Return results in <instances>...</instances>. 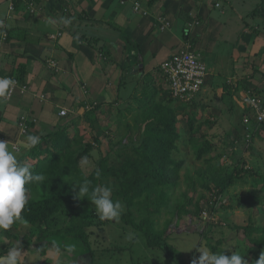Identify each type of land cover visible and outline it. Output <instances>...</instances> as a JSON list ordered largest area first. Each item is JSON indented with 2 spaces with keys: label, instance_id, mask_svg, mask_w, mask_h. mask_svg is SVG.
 Instances as JSON below:
<instances>
[{
  "label": "rangeland",
  "instance_id": "1",
  "mask_svg": "<svg viewBox=\"0 0 264 264\" xmlns=\"http://www.w3.org/2000/svg\"><path fill=\"white\" fill-rule=\"evenodd\" d=\"M59 1V3H63V0ZM144 1L147 2L148 0ZM246 1L253 2L254 0ZM204 2L208 1L204 0ZM236 2H238V0H236ZM262 3L263 0H259L253 8H248V6L240 7L237 4H233L231 8L237 11V15L242 14L240 18L236 17L237 20H239L237 23L241 24L243 18V24L245 26L252 25L255 22L251 24L254 16L249 17V15L258 8L256 6H260ZM11 4L10 2V5ZM124 5H126V3ZM63 6L67 7L68 5L63 3ZM186 6L188 8L187 10H183L185 9L184 6L179 12L176 11V3L170 7V14L174 13L176 18L171 17V15H166V19L171 24L168 32H166V28L162 30L161 27H159L156 31L153 26H149V28L144 30L141 34H138V31L127 34V32L122 30L124 29L122 26H119L122 29L118 26H114V20H107L105 23L97 24L104 27L97 35L89 36L87 33L81 32V29H78V33L74 32L76 45L81 44V42L82 44L77 46L78 49L76 48V50H74L77 53L86 55L85 57L90 65L86 64L85 66L92 68L90 76L98 80L99 83L96 82L93 84L94 79L92 78H90L89 81H85V83H81L79 77L76 79L72 76V78H74L73 83L66 84V82L63 81L52 87L45 88V93L40 95L38 100V104L41 107H44L43 103L45 104L48 102V98L46 97L47 93L55 92V90L61 91L60 95L57 96H60L64 100V105L62 107H59L56 102L57 105L54 107L56 113L54 121L56 122H54L53 125L44 124L46 127L42 128V123L38 120L42 108L35 112L31 111L24 116L20 114L18 116L20 117L18 121H16L17 119H14V121L7 119L2 113L3 108H0L2 113L1 117H3L5 125L6 121L10 123L11 131H15V127L18 129L21 139H26L28 134H38V132L30 133L26 130L27 124L36 122L38 128L41 129H39V132L44 136L53 133V131L59 127L58 125L61 119L74 115V104L82 101L91 102L96 100L108 103L107 101H112L117 97L118 103L114 108L121 113L122 116L115 118L114 126L108 124L109 117L107 119L106 117L101 119L100 125H108L109 127V132H107L108 139L104 138L99 147L94 145V149L91 150L87 160L80 163V168L84 175L88 176L98 167L101 159L107 155L108 166L111 168H119L122 162L116 157L113 146L123 136L127 135V129L132 130L136 115L144 109V103H147V107L151 101L152 103H160L166 100L165 95H162V93L165 89H168V86L161 73L160 60L154 57V55L156 53L158 54L160 49L162 53V49H164L165 53H168L164 58L166 60L171 55L177 53V46L179 43L172 40V38L180 27L186 25V29L178 33L180 43L187 41L184 45L188 46H186L184 50L187 49L202 57H206L208 71L212 72L207 76L203 89L196 96L199 105H196L197 108L194 109L195 111H199L202 105L203 118L214 120V123L210 125L207 130V139L211 146V151L199 159L190 151L187 144H181L179 146L181 151L180 159L184 161V165L180 170V180L176 185L164 188L167 202L166 204L160 205V215L153 217L155 229L168 234L164 242L168 243L174 249L180 256V260L183 264H190L194 256H199V253L195 250L197 245L201 248L206 246L214 253L225 251L224 254L228 256L236 251L244 256L247 264H256L264 251L252 249L247 242L248 239L246 236L248 232H243V229L264 227V214L259 212L261 203H255L251 199V197L254 196L264 200V193L254 188L251 184L252 181H257L259 176L250 177L248 174H243V177L248 180V183L244 184L239 182L235 186L228 188L226 193L217 200H215L214 197L210 199L211 196L206 190V187L208 185L207 177L217 170V166L231 171L234 167L240 169L241 164L244 162L247 168L259 166L262 162L263 164L258 167V171L264 176V131L260 133L262 138L251 143V149L239 150L233 154L230 153V137H226L227 133L233 132V128L240 130V117L243 107L241 99L246 93L241 87L244 86L250 89L258 88L264 95V79H260V74H257L255 80L253 79L252 82H248L249 84H247V86H245L246 82L245 84H243V82H237L239 77L234 79V73L231 72V58L232 56L236 58L235 53L237 48L231 49V45L234 40L238 38L239 25L230 27V33L233 34L231 37L229 36L228 24L223 22V17L220 19L216 16L214 19L217 25L215 29L216 33L211 35L213 38L212 40H209L208 37L207 39L205 38V40L208 41L207 45H202L201 42L197 40L199 36L200 40H203L202 37L205 32V27L191 34L188 39V34L191 33L189 27L196 24L202 25L197 19H190V17L193 16H190L188 11L194 13L196 8L194 0H191V2L186 1ZM207 8L212 11L214 6L208 5ZM215 9H222L221 1L215 3ZM28 11H31L30 6ZM202 18L204 21L206 20L205 17ZM161 23H165L163 19L160 21V24ZM83 25L82 23L80 26ZM0 27H2L1 23ZM24 29H26L25 25L23 26V30ZM158 31L164 34H160ZM261 36L264 37V34ZM2 37L5 40L7 34L1 35V38ZM56 37L57 34H54L51 40H54ZM14 42H16V39H14ZM106 52H109L110 55L105 56L104 53ZM55 55L56 54L53 53L52 58L57 61ZM66 55L68 56L67 53ZM157 56L159 57V55ZM14 58H18V55ZM14 58H12V61L16 60H14ZM66 61H70L69 58L66 57V59H64L65 67L69 68ZM118 61L122 63L120 67L123 69L121 70L116 66V62ZM43 63L44 64L40 63L38 65L41 71H44L45 66L43 65H45V63L48 65V68L55 73L59 71L57 68L58 62L55 63L52 59H45ZM50 70L47 71H49V76H52L53 73ZM73 70L76 71V67H73ZM44 74L46 75V73ZM119 75L123 76L121 80H118ZM96 85H98L97 89ZM16 89L20 90L21 93L26 91L29 92L26 83L25 85L17 83ZM235 90L238 91L236 94H234ZM228 91L232 92V94L229 95ZM5 101H8V99ZM139 102L143 103V105ZM48 104L44 108H46ZM8 106L9 104L5 103L0 107ZM88 107L89 106L85 109L87 110ZM62 111H65L64 116H60ZM83 111V109L80 110L78 114L81 115ZM198 113H196V116L199 115ZM1 121L2 119L0 122ZM178 126L182 135L188 134L186 123H180ZM79 128L80 134L85 135V141L92 143L93 136L90 134L87 124H80ZM5 131L7 132L8 130L5 129ZM99 131L102 132L101 129ZM3 133V139L8 141L5 138L6 133ZM109 138L113 139L111 143H108ZM3 139L1 138V140ZM135 141L136 144L139 143L138 138H135ZM239 143L241 145L243 144L241 140H239ZM12 149L18 151L15 145H13ZM104 184L110 186L112 190L118 189L117 182L111 177H108ZM151 199L154 200V197H151ZM214 200L216 202L212 205L211 203H213ZM146 203V200L143 199L142 204L139 206L140 209L133 210V216L139 218L146 217L148 214L145 207ZM80 214L83 219L93 223L86 229V233L88 234V247L84 248L81 241L75 238L67 239L61 236H51L48 238L50 245H53V242L61 245L60 254H57L52 246L50 247V251L51 249L54 250L49 253L53 264H175L164 255L162 250L158 248H148L144 236L139 232L133 231L131 227L126 226L121 219H119V222L102 221L96 213L91 214L83 210H80ZM64 221L65 218L63 214L54 217L49 222L51 232L63 228ZM189 228H193L195 232H191ZM21 230L20 233L22 234L27 229L22 226ZM28 232L35 243V233L31 230ZM129 232L135 233L134 239L131 241L126 239V234ZM13 242L14 241H12V243ZM9 244L10 242L0 233V253L6 251ZM65 244L75 245V252L73 254L65 253L63 251V245ZM161 245H163V243H161ZM91 254H93V259ZM32 262H36L35 257L32 259Z\"/></svg>",
  "mask_w": 264,
  "mask_h": 264
},
{
  "label": "trees",
  "instance_id": "2",
  "mask_svg": "<svg viewBox=\"0 0 264 264\" xmlns=\"http://www.w3.org/2000/svg\"><path fill=\"white\" fill-rule=\"evenodd\" d=\"M31 1L14 0V5L20 7L22 2L30 3ZM117 1L119 3L131 1V8L134 3H139L141 5L139 13L148 14V11L142 9L144 0ZM154 1L148 0L147 6L151 7ZM256 10L257 8L249 17L256 15ZM160 12L162 13V9L156 6L155 14L160 15ZM61 27L64 28V25ZM253 27L249 26L248 29L252 30ZM24 35L25 32L20 33L18 38L22 39ZM252 36L254 39L256 38L255 34H252ZM72 38L70 37V39ZM252 50L253 45L250 44V51ZM75 53L76 51L72 49L68 51L67 57L72 61ZM260 53L261 58L260 56L255 58V54L246 58V64L250 69L249 71L243 70L242 77L237 81L238 83L252 82L257 74H261L264 79V65L261 68V72L260 68H258L259 59H263L264 51H260ZM104 55L109 56L110 53L106 52ZM121 65L120 61L116 62V66L120 70L123 69L120 67ZM23 76V71H18L11 78L21 84ZM122 78L123 76L119 75L118 80ZM241 89L259 97L264 107V95L258 88L250 89L243 86ZM237 92L235 90L234 94ZM228 94L231 95L232 92L228 91ZM162 95H165L167 101L152 103L149 100L151 103L147 107V103L143 105V103L139 102L144 109L136 115L132 130L127 129V135L123 136L113 146L116 157L122 162L119 168L108 166V155L101 159L98 167L88 176H85L80 168V163L84 161L82 158L89 157L94 145L99 147L104 138L108 139L107 132H109V127L108 125H100L101 119L109 117L108 124L114 126L115 118L122 116L114 108L118 103L117 97L112 101H107L108 103L82 101L74 104L75 106H72L74 115L61 119L59 127L53 133L44 136L37 134L41 135V142L31 149L25 147V138L19 140L17 152L21 163H26L34 173L43 174L45 177L43 183L26 185L28 189V204L21 215L27 223L17 221L10 230L2 232L4 237L10 242L8 249L19 242L23 249V255L20 258L22 263L28 258L35 257L36 262L34 264H53L49 253L54 250L51 249L50 251L52 245L48 242V238L51 236H61L67 239L75 238L81 241L84 248L88 247L86 229L93 223L83 219L80 216V210L91 214L96 212L94 205L91 204L88 198H77L79 189L76 184L83 179H89L93 182V186L105 185L106 179L111 177L118 184V189L113 190L112 198L113 200H120L124 205V211L120 217L121 221L126 226L131 227L133 231L141 233L146 240L148 248H158L175 264H183L174 249L164 242L168 234L155 229L153 217L160 215V205L167 202L164 188L174 186L180 180V170L184 165V161L180 159L181 151L179 146L187 144L190 151L199 159L208 154L211 151V146L208 143L207 130L214 123V120L203 118L202 105L199 111L194 110L197 108L196 105H199L196 97L192 98L191 101L176 99L172 96L169 87L163 91ZM241 104L243 107L242 114L240 113V130L233 128L232 133L226 134V137H230V153L232 154L239 150L251 149V143H253L254 139L255 129L253 128L250 131L253 124L256 127L254 113L249 105L242 102V99ZM87 106L89 107L86 110ZM82 109L84 111L79 115L78 113ZM196 113L199 115L196 116ZM245 116L249 117L248 124L243 123ZM180 123H186L188 127L187 135H182L180 132L178 126ZM80 124H87L90 134L93 136V144L86 142L85 135L80 134ZM100 129L102 132L99 131ZM26 130L33 133L38 130V126L36 123H29L26 125ZM249 133L251 134V139L247 143V135ZM135 138L139 139L138 144H136ZM112 140V138H109L108 143H111ZM239 140L242 141V145ZM10 149L12 148L10 147ZM262 164L261 162L259 166ZM245 166L246 163L244 162L241 164L240 169L234 167L231 171L217 166V170L207 177L208 185L206 190L211 196L210 199L214 197L217 200L226 193L228 188L235 186L239 182L248 183L243 174H248L250 177L258 175V180L252 181L251 184L254 188L264 193V176L259 173V166L248 167L249 169ZM97 169L100 171L99 178L95 176ZM151 197H154V200ZM143 199L147 202L145 207L148 214L144 218L133 216V210L140 209L139 206L142 204ZM251 199L255 203H261L259 212L264 214V200L254 196ZM215 200L211 203L212 205L216 202ZM59 214L64 215V226L57 231L51 232L49 222ZM22 226L27 230L21 234ZM30 230L35 233V243L28 232ZM189 230L195 232L193 228H189ZM245 231L248 232L246 236L247 242L252 249L264 251V227L244 228L243 232ZM12 241L14 242L12 243ZM8 249L0 253V255L5 254ZM91 257L93 259V254H91ZM22 263L20 262V264Z\"/></svg>",
  "mask_w": 264,
  "mask_h": 264
},
{
  "label": "crops",
  "instance_id": "3",
  "mask_svg": "<svg viewBox=\"0 0 264 264\" xmlns=\"http://www.w3.org/2000/svg\"><path fill=\"white\" fill-rule=\"evenodd\" d=\"M186 1L191 2V0H155L151 7H148L147 2L143 1L142 9L144 11H148V14L144 15L143 13H134L132 11L131 1H128L126 5H120L117 0H111V2H109V0H63V3L68 5L66 7L63 6V3H59V0H32L30 4L22 2L20 7H16V5H14V0H0V23L3 24V27H0V76H12L13 78V76L18 71H23V82L20 85H25L26 83L29 88V92L26 91L23 94H21L20 90L16 89L8 101L4 100L0 102V106L4 105L5 103L9 104L8 107H0L3 108V115H5L7 119H10V121H14V119H17L16 121H18L20 119V117H18L20 114L24 116L31 111L35 112L42 108V112H40V115L38 116V120L42 123V128L46 127L44 124L53 125L54 122H56L54 121L56 118V113L54 111V107L57 105L56 102L58 103L59 107H62L64 105V100L60 96H57L60 95L61 91L55 90V92L47 93L46 97L48 98V102L45 104L43 103L44 107L48 103H52L53 105L48 104L46 108L41 107L38 104V100L39 96L45 93L44 89L47 87H52L63 81H65L66 84L73 83L74 78H72V76H74L76 79L79 77L81 83L89 81L90 78L94 79L90 76L92 68L85 66L86 64H89L85 57L86 55L76 52L73 61L70 59V61H66V63L69 65V68L65 67L66 65L64 64V59L67 57L66 53L72 49L76 50L77 46L82 44V42L79 41L81 44L76 45L74 32L78 33V29H81V32L87 33L89 36L97 35L99 31L104 29L103 26L97 24L105 23L107 20H114V26H122L124 29L121 27L119 28H121L124 32H127V34L135 33L136 31L139 32L138 34H141L144 30H147L149 26H153L157 31L161 26V24L158 22L159 18H163L165 23L168 24V28L166 30V32H168L170 30L169 28L171 24L166 19V15H171V17L176 18L174 13L170 14V7L176 3L177 12H179L181 8H184V6L185 9L183 10H187L188 8L186 6ZM207 1L208 2H204V0H194V3H196V8L194 13L188 11L190 16H193L190 17V19H197V21H200L202 26L196 24L189 27V31H191V33L188 35L190 36L191 34L196 33L197 30L200 31L201 28L205 27V32L202 37L203 40H200V36L197 38V40L200 41L202 45H207L208 41H206L205 38L207 39L208 37L209 40H212L213 38L211 35L216 33L215 29L217 25L216 21L214 20L216 16L220 19L223 17V22L228 24L229 33L231 30L230 27L239 25L238 38L234 40L233 44L231 45V49L237 48L235 53L236 58L233 56L231 58V72L234 73V79L236 77H239L240 79L242 77L243 70L249 71L250 69L246 64V58L249 55L254 54L255 58L259 56L261 58V53L259 55L256 54V52L259 53V51H264V37L261 36L264 34V0L260 6H256L258 7L256 10L257 14L254 15V19L252 20L251 24L254 21L255 22L252 25H249L254 26L252 30L248 29L249 26H245L243 24V18L241 24L237 23L239 20H237L236 17L240 18L242 14L237 15V11L233 10L231 6L233 4H237L240 7L248 6V8H253L259 0H254L253 2H247L246 0H238V2H236V0ZM219 1L222 3V9L220 10L215 9V3ZM10 2L12 3V10H10ZM208 5L214 6V9L212 8L211 11L207 8ZM29 6L31 11H28ZM156 6H159L162 9V13H159L160 15L155 14ZM77 16L79 17L76 18ZM202 17H205L206 20L204 21ZM82 23L84 25L80 26ZM24 25L26 29L23 30ZM62 25H64V28L61 27ZM183 29H186V26L180 27L172 38V40L179 43L177 46V52L184 50V48L188 46L184 45L187 43V41L180 43L179 40L178 33ZM246 30L248 31L246 32ZM23 32H25V35L22 36V39L18 38L20 33ZM158 32L160 33V31ZM251 33L256 35L255 39ZM6 34L7 37L5 40L3 37L1 38V35L3 36ZM54 34H57V37L54 40H51ZM229 36L232 37L233 34L230 33ZM70 37L73 38L70 39ZM14 39H16V42H14ZM250 44L253 45L252 51H250ZM160 50L158 54L156 53L154 55V57L159 58V64L165 60L164 58L168 54L167 52L165 53L164 49H162V53ZM53 53L56 54L55 57L57 58V61L56 59L52 58ZM17 55L18 58H14ZM157 55H159V57ZM12 58L16 60L12 61ZM200 58L207 63V59H205L206 57L200 56ZM262 58L263 59H259L258 66V68H260V72L262 66L264 65V57ZM45 59H52V61L55 63L58 62L57 68L59 71L55 73L53 70H50L46 63L43 65L45 66L44 71H41L38 68V65L40 63L44 64L43 61ZM73 67H76L77 70H73ZM47 70H50L53 73L52 76H49V71ZM44 73H46V75ZM211 73L212 72H209V75ZM260 79H263L261 74ZM96 82L99 83L98 80L94 79L93 84ZM243 84H245V82H243ZM247 84L249 83L246 82L245 86H247ZM100 85L102 86L101 82ZM97 88L98 85H96V89ZM2 113L0 110V120L2 119L0 122V140L1 138H4L2 134L4 135L3 132H5V138L9 142V147L13 148V145L18 147V142L21 139L18 129L15 127V131H11L10 123L6 121V125L8 127L4 124L5 121L3 120V117H1ZM5 129L8 131L6 132ZM39 129L40 128L34 132L41 134ZM33 258L34 257L28 258L23 263L22 260H20V262L22 264H34L32 262Z\"/></svg>",
  "mask_w": 264,
  "mask_h": 264
},
{
  "label": "clouds",
  "instance_id": "4",
  "mask_svg": "<svg viewBox=\"0 0 264 264\" xmlns=\"http://www.w3.org/2000/svg\"><path fill=\"white\" fill-rule=\"evenodd\" d=\"M17 86V81L11 77H0V102L6 100L11 91ZM254 124L251 129L254 130V141L262 138L260 133L264 131V122ZM250 129V131H251ZM43 135V134H41ZM41 135L28 134L25 139V147L31 149L41 142ZM251 134L247 135V143L250 142ZM87 160V157L82 158ZM96 178L100 177V171L95 172ZM45 177L43 174L34 173L29 165L21 163L18 152L10 149L9 142L0 140V233L7 232L17 221L27 223L23 220L22 211L28 204V189L26 185L32 183H43ZM77 198H88L94 205L95 212L102 221L119 222L124 211V205L120 200H113V190L108 185H95L89 179H83L78 184ZM135 233L126 234L127 240H133ZM52 247L57 254L61 253V245L53 242ZM76 246L73 244L63 245V251L67 254H73ZM195 250L199 253L198 257H193L190 264H247L244 256L234 251L230 256L224 252L214 253L208 247H199ZM23 255V249L19 242L10 247L7 252L0 255V264H20V258ZM256 264H264V253L259 257Z\"/></svg>",
  "mask_w": 264,
  "mask_h": 264
},
{
  "label": "built area",
  "instance_id": "5",
  "mask_svg": "<svg viewBox=\"0 0 264 264\" xmlns=\"http://www.w3.org/2000/svg\"><path fill=\"white\" fill-rule=\"evenodd\" d=\"M124 2L125 1H122L121 4L123 5ZM12 9V6H10V10ZM132 11L134 13H139L141 11V5L139 3H134ZM162 19L163 18H159L158 20L161 21ZM160 21H158L159 24ZM1 26L3 27V24H1ZM160 27L162 30L165 28L167 29L168 24L161 23ZM160 68L172 96L176 99L185 101H191L192 98L197 96L204 87L205 80L209 75L206 62L201 59L199 55L189 50H181L171 55L161 63ZM16 87L11 91L7 99L11 98L16 91ZM242 102L249 105L252 111H254V119L258 123L264 122V107L262 108L259 97L246 92L242 97ZM64 115L65 111H62L60 116ZM243 123H249L248 116L244 117Z\"/></svg>",
  "mask_w": 264,
  "mask_h": 264
}]
</instances>
